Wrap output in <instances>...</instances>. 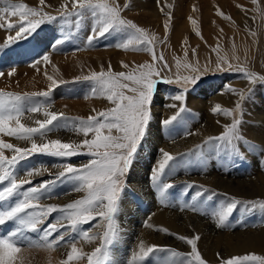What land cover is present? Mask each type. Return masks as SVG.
Here are the masks:
<instances>
[{
	"label": "snow or ice",
	"instance_id": "snow-or-ice-1",
	"mask_svg": "<svg viewBox=\"0 0 264 264\" xmlns=\"http://www.w3.org/2000/svg\"><path fill=\"white\" fill-rule=\"evenodd\" d=\"M0 3L7 5L0 8V29L8 31L18 29L15 35L6 37L0 48H6L19 41H27L42 25L59 21L62 25L60 29L62 38H57L53 42L52 47L56 48L74 35L73 25L75 32H79L90 18L91 29L86 36V46L92 47L95 41L113 33H125L126 42L119 43L117 47L125 50L132 48L151 56V62L145 61L131 68L121 61L124 69H130L127 71H114L109 63L107 70L101 67L98 72L91 71L89 75L76 77V81H90L93 85V94L100 93L113 105L101 111L93 109L94 114L86 118L71 117L65 112L52 110L53 104L49 100L51 93L68 81L57 80L47 72L45 75L50 81L47 90L25 93L0 90V133L28 144L21 147L0 139V183L7 182V186L0 188V226L9 222L14 223L12 230L0 236V264H17V254H21L24 248L30 247H44L49 250L67 247L69 250L61 264H73L85 258L87 264H108L110 248L120 234L117 214L125 186L124 178L148 132L152 119L151 106L158 86L160 84L181 86L179 94L171 97L173 101L179 102V105L175 102L168 105L176 111L161 122L165 128H168L188 111L185 106L188 85H195L208 69L199 67L198 61L193 64L187 60L183 63L176 60L178 69L190 70L192 74H176L174 78L163 76V72L171 71V66L167 63L163 52L157 50L156 38L150 36L145 28L122 16V11L130 7L129 3L121 7L117 0H64L55 15L44 10L45 0H39L41 7H32L23 2L14 3L13 0H0ZM157 3L159 4V0ZM252 3L257 4V0H252ZM168 7L172 6L168 5ZM161 11H164L163 7ZM217 14L230 19L219 8ZM166 15L168 20L165 21L164 28L167 33L172 17L171 13ZM9 17L19 19L13 22L8 19ZM189 20L195 28L196 20L192 17H189ZM196 35L201 36V33L196 31ZM192 51L195 52L194 49ZM41 63L45 66L51 63L49 54L40 56L33 62V66L37 67ZM214 71L236 72L250 87L245 91L230 85L225 86L227 91L237 95L238 99L233 109L222 108L219 103L212 107L213 114H222L231 118L230 123L223 125V131L219 134L206 137L202 143L184 152L173 154L165 149H159L161 158L150 174V182L158 192L161 204L167 202L169 190L176 187L173 182L164 181L166 174H172L177 168H188L191 165H196L204 172L207 170L209 155H215L222 161L235 162L236 159H245L242 147L249 151L258 148L242 134L241 125L244 123L243 104L251 95L253 90L251 86L264 85V75L249 70L246 64L229 63L226 56L220 55L217 56ZM14 73L15 69H12L8 72V76ZM3 75L4 73L0 71V76ZM35 98H41L42 102L26 109L24 102ZM25 111L42 112L44 118L36 119L35 126H30L22 122ZM61 129L72 131L83 139L79 141L47 139L51 132ZM193 134L195 133L186 132L185 136ZM37 137L40 138V142L37 141ZM5 150H9L12 155H6ZM36 154L62 159L86 155L90 159L78 166L72 163L61 164L59 165L61 170L50 173L54 179H46L38 185H33L32 178L43 176L48 169H28L26 179H18L15 170L20 162ZM64 182L72 185L70 192L83 193V195L64 205L40 203L42 199L50 198L52 189L58 183ZM25 185L31 186L25 188ZM193 189L195 191L191 195L190 202L182 205L181 210L190 208L193 212L200 213L206 204L219 195L218 191L195 182L184 183L181 191L183 195H187ZM13 198H16L15 203H9ZM6 203L7 207H4ZM241 205H243V214L264 213V198L242 200L228 196L226 200L220 201L216 210L211 213L216 222L215 226L220 229L227 228L231 216ZM53 213L58 215L53 222L46 223ZM93 221L98 222L95 232L82 229L83 225L91 224ZM145 226L154 228V225L147 222ZM157 230L184 242L190 246V251L183 253L170 246L146 244L141 239L137 250L131 253V258L126 264H145L150 258H153V264H208L198 248V241L201 239L198 233L185 236L170 232L166 227ZM29 233L36 234V237L31 238ZM66 237L73 239L69 240ZM81 241L87 244L98 242V246L91 252H84L82 247L77 246ZM158 253H166L167 256L163 259L157 258ZM216 255L220 264H264V255L255 253L229 258H222L219 253Z\"/></svg>",
	"mask_w": 264,
	"mask_h": 264
},
{
	"label": "rangeland",
	"instance_id": "rangeland-1",
	"mask_svg": "<svg viewBox=\"0 0 264 264\" xmlns=\"http://www.w3.org/2000/svg\"><path fill=\"white\" fill-rule=\"evenodd\" d=\"M13 2H23L32 7H41L39 5V0H35V2L31 0H13ZM117 2L121 5V7L125 3H129L130 7L122 11V16L133 21L137 26L145 28L149 32L150 36H154L156 38L157 50L163 52L167 63L171 66V71L163 72V76L167 78H174L176 74H192L190 70L183 68L178 69L176 67V60H180L181 63L187 60L193 64H196L198 61L199 67L202 63H208L211 68H208V71L205 72V74L199 81H197L195 85H188L189 90L185 94V106L188 111L183 113L182 117L168 128H165L161 122L163 119L168 118L176 111L175 109L168 107V105L175 102L171 99V97L179 94L181 86L177 84H160L158 86L157 93L154 95L151 106L152 119L150 121L148 132L141 145L138 147V151L133 158V163L130 166V170L127 172L124 178L125 186L123 192L121 193L119 212L117 214L119 227L121 225L124 226L121 228H126V226H129L127 225L129 222H126V220L130 221V223L132 222V226H136L135 222L137 221L135 220L137 218L139 219V216L145 213L144 207H147V204L146 199L144 198L147 196H149L150 200H152V204L154 202L155 205L163 206V209L170 210V208H174L181 212L197 215L198 217H201L202 220L208 221L213 227H216V222L211 215V213L216 210L219 205L217 202H215L216 198H214L212 202L206 204L200 213L193 212L190 208L181 210L182 205L190 202L191 195H193L195 191V189H193L187 195H183L181 191L182 186L186 182H192V178H197L203 174L199 167L196 165H191L188 168H177L176 171L171 175L166 174L164 176L163 179L165 182H173L176 185L175 188L169 190L168 200L165 204H161L158 192L152 187L150 182V174L153 168L156 166L158 160L161 158L159 149H165L164 144H158L160 142L159 140L165 141L166 144H169L171 140H196L195 136L201 132L202 135L198 139L200 141L190 146L188 148L190 149L194 148L195 145L202 143L206 137L217 135L211 134L205 136L206 133L202 129L209 128L211 124L208 123L210 122L212 124H216L219 114H213L211 112L212 107H209H214L215 105L212 104L213 101L208 102L206 100L207 94L203 98L197 95L201 92L204 94L203 91L205 90H212L219 87L221 88L220 90L222 94L227 95V89H223L224 84H226V82H234L233 85L236 87L235 83L238 80L243 79L241 78L240 74L236 72H215V68L212 69V66H216V60L212 57L213 55H211V53L214 52V49H221L223 51L224 49H228L231 45L230 39L233 36V32L237 35L240 33V31H242V33L238 34L237 36L238 47L244 51H247L248 53L246 55L244 64L247 65L249 70L264 75V73H261L264 71V0H257V4H253L252 0H159V4L157 3V0H117ZM62 3H64V0H45L46 7H44V10L55 15ZM168 5H171L172 7H168ZM4 7H7V5L0 3V8ZM162 7L164 9L163 12L161 11ZM207 7L211 8V13L219 8L226 16L230 17V19H225L224 17L218 15L216 10L214 11L215 16H209L210 20L208 19V23L204 25L200 20L204 19L202 14ZM257 8H259L260 11H254V9ZM167 13H171L172 19L170 21L169 30L166 33L164 23L168 20V16L166 15ZM189 17H192V19L196 20L197 23L195 28L191 20H189ZM8 19L16 22L19 18L9 17ZM61 27L62 25L59 21L46 23L42 25L41 28L38 29L37 32L33 34V36L27 41H19L16 44L10 45L6 48H0V71L5 73L7 68L12 70L13 67L21 69L24 67L33 66V62L45 53L49 54V56L52 54L60 56L61 52L59 53L58 49H66L64 52H69L70 50L72 55L75 57H77V55L84 57L85 53L89 52L91 58H95L96 55H103V52H108L109 54L116 52L118 56H123L121 61L127 63L130 68L136 64L144 63L145 61L151 62V56L148 53L135 51L132 48L125 50L123 48L117 47L119 43L126 42L127 34L125 33H113L110 36H106L95 41L94 46L92 47L86 46V36L89 34L91 29L90 18L86 20L84 28L79 32H75L73 25L72 31L74 32V35L70 37L65 43L53 48V42L57 38H62L60 32ZM16 30L18 29H14L12 31L0 29V46L4 44L8 35H15ZM67 30L68 29H65V31ZM3 31L5 35L2 33ZM196 31H199L201 36H197ZM253 33H255V35H253ZM160 41H163V43H160ZM193 49L195 52L192 51ZM209 49L211 52H208ZM186 51L187 56L185 57ZM250 51L253 52L251 53ZM208 56L210 58H208ZM121 61L119 62L121 63ZM210 62L211 64H209ZM251 62H257V66L251 67ZM41 64L39 66H41ZM42 69V71L35 69V73L38 71V76L39 73H41V76H44L45 72H47L48 75H51L52 71L50 66L48 68L45 67ZM127 70L130 69H124L121 66L119 71ZM88 72V66H82L81 71L76 77H78V75H89ZM5 77V74L0 76V90L16 92L8 85V83L3 81V78ZM76 77L70 78L71 80L69 78L63 79L68 81V83L57 87L56 89H59L58 93H51L49 100L55 107V111L65 112L71 117L86 118L88 115L94 114L92 112L93 109L96 111H101L113 106L100 93L97 98L94 97L96 94H93L92 92L93 85L90 81H76ZM243 80L244 82L246 81L245 79ZM246 83L247 81L245 82V88H247L249 85L248 83V85H246ZM254 86H251L252 89ZM256 86L257 90L255 91L253 89L254 92L249 97L250 103L246 102L248 106H246L245 112L249 114L251 113L252 109L256 110L258 113H261L262 116L264 113V85L256 84ZM248 87H250V85ZM42 90H47V88L35 89L34 91L25 92H39ZM72 92L74 93L72 94ZM79 93L81 95L83 94L81 97L89 99V105L87 107H77L74 112H70L64 104L55 106L57 102L59 103L66 100L84 99L80 97ZM194 99H205V101H202L199 105H197V102H195ZM38 102H42V99L35 98L32 101H25L24 107L27 109L34 106ZM175 103L179 105V102ZM157 105L160 107V109L157 110V117L153 119L155 109L154 107ZM82 110H86L87 114H85V112ZM40 114L43 116L42 112L29 113L25 111V117L22 119V122L33 126L31 124V119L34 116L36 117ZM234 115H236V113H234ZM29 117H31V119H29ZM230 119L231 118L229 117V123ZM260 119L261 117L259 116L250 118L247 115V117H243L244 123L241 125V131L249 141L253 139L249 137V135L246 133V130H256L259 128V125L262 124ZM260 129L261 128H259V130ZM186 132H192L195 134L185 136ZM50 136L62 137L68 140L83 139L82 136L76 135L72 131L63 129L54 130L48 135L47 139H49ZM0 139H4L6 142L13 144H16V142L21 143V140L8 137L5 134H3ZM152 140H156V144H154ZM37 141H40L39 137H37ZM257 146L258 148L255 151H249L247 148L242 147L241 150L245 155V159L243 160L236 159L235 162L227 160V162L230 163L231 173L235 174L233 176L245 179L258 172L264 173V148L259 145ZM188 149L180 150L179 152H184ZM5 154L9 156L12 155L9 150H5ZM88 159H90V157L86 155H77L70 159H62L54 158L48 155L36 154L27 160L20 162L15 171L18 179H26L28 178L26 176V171L28 169H48V172H46L43 176L32 178V184L38 185L43 180L54 179V176L50 175V173H55L61 170L59 165L72 163L73 165L78 166L86 163ZM210 159L212 162L214 161L212 165L214 164L215 166H218V164H220L219 157L210 155L208 156V161ZM4 186H7V182L0 183V188ZM29 186L31 185H25V188ZM71 187L72 185L68 182L58 183L52 189L50 198L42 199L40 203L64 205L83 195V193L70 192ZM15 199L16 198H13L11 201L15 203ZM201 199H203V197ZM242 208V205L238 206L237 210L230 218L229 226L227 228H223L224 232H242L254 229L257 230L260 226H264V213L256 212L254 214H243ZM57 215V213H53L52 216L48 218L46 223L53 222ZM96 225H98V222L93 221L91 224L83 225L82 229H88L91 231V228H94ZM232 225L235 226L233 227ZM13 227V222H9L4 226H0V236L6 235L10 230L13 229ZM138 227V230L140 227L143 228L142 225H138ZM29 236L31 238H35L36 234L29 233ZM66 239L70 240L73 239V237H66ZM96 246H98V243ZM27 249L36 250L38 248L30 247L24 248L23 250ZM124 251L122 254L125 257L122 263L126 264V261L130 259V257L126 254L127 251ZM166 256L167 254L164 253L156 254V257L161 259L165 258ZM62 260L63 258H59L58 264H61L60 262ZM55 261L56 260H50L47 264H57L54 263ZM81 262L82 263L79 264H87V259L85 258ZM30 263L35 264L34 261H31ZM145 264H153V258L148 259Z\"/></svg>",
	"mask_w": 264,
	"mask_h": 264
},
{
	"label": "bare ground",
	"instance_id": "bare-ground-1",
	"mask_svg": "<svg viewBox=\"0 0 264 264\" xmlns=\"http://www.w3.org/2000/svg\"><path fill=\"white\" fill-rule=\"evenodd\" d=\"M16 1H20V0H16ZM31 1L35 2V0H31ZM214 11L213 13H211L212 12L211 8L207 7L202 14L204 19L200 21L204 25L208 23V21L210 20L209 16H215ZM2 33L4 34V31ZM241 33L242 31H240V33L238 34ZM237 35L233 32V36L230 39L231 41L230 47L228 49H224L225 52L221 49H217L218 51L212 52L213 54L211 53V55H213L212 57L215 60H217L218 55L226 56L228 58L229 63L231 62V63L244 64V61L246 60V55L248 53L247 51H244L238 47ZM64 50L66 49H60V50L58 49L59 53L61 52L60 56L55 54L50 55L51 63H49L46 66L44 64H41V66H37V67L28 66L21 69H18L17 67H13V69H15V73L12 76H8V72L11 70L7 68L6 72L4 73L6 77L3 78V81L8 83V85L11 88H13L14 91L21 93L25 91H34L35 89H43V88L45 89L50 84V81L47 79L46 75L44 74V76H41V73H39L38 76V71H36L37 73H35V69H39L40 71H42L43 70L42 68L45 67L48 68L50 66L52 71L51 75L57 80H61V79L63 80L67 78L70 79L72 77H76L77 74H79V72L81 71L82 66H88L89 69L88 74H90L91 71H97V72L100 71L101 67L107 70L109 63L111 64L112 69L115 71H119L120 67L122 66L119 61H121V58L123 56H118L116 52H113L111 54H109L108 52H103V55H96L95 58H91L89 52L85 53L84 57L79 55L75 57L72 55L70 50L69 52H64ZM209 51L210 49L208 50V52ZM209 56L208 58H210ZM234 57H238L239 59L237 60ZM209 64H211V62ZM214 66H212V69L215 68ZM250 66L256 67L257 62H251ZM200 67L202 69L205 67L207 69L210 68L208 63L207 64L202 63ZM261 73H264V71ZM245 82L243 79L238 80L235 83L236 87L233 85L234 82H230V83L226 82V84H224V87L223 86L222 87L223 89H227L225 86L230 85L238 90L246 91L247 88H249L248 87L249 85L246 83V85L248 86L247 88H245ZM220 89L221 88L219 87L212 90H205L203 91L204 94L201 92L198 93L197 96L203 98L207 94L206 100L208 102L213 101L212 102L213 105L219 103L222 106V108H228V109L234 108L235 102L238 99L237 95L229 92L227 95H223ZM253 89L256 91L257 86L255 85ZM254 90H252L251 94L254 92ZM58 91L59 89H55L53 90L52 93L55 94L58 93ZM73 93L74 92H72V94ZM81 96H83V94L82 95L80 94V97ZM98 96L99 93L97 92L96 96L94 95V97L97 98ZM194 101L197 102V105H199L202 101H205V99H194ZM246 102L250 103L249 98L243 104V111H244L243 117H247V115L250 118L259 116L261 117L260 120L262 123L259 125V128H261L260 130L259 128H257L256 130L248 129L246 130V133L249 135L250 138L253 139L250 140L251 142H254L255 144L262 146L264 148V116H263L264 113L261 116V113H258L256 110L251 109V113L247 114V112H245L246 106H248ZM60 104L66 105L68 111L74 112L77 109V107H87L89 105V99L84 98L82 100L79 99L66 100L64 102H59V103L57 102L55 106ZM209 107H213V106H209ZM154 108L155 109H154L153 119L157 117L156 113L158 112L157 110L160 109V107L157 105ZM52 110H55L54 106ZM82 111L85 112V114H87L86 110H82ZM43 118L44 117L41 114L37 115L36 117L34 116L31 119V124L35 126L34 121L36 119H43ZM228 123H229V117H225L222 114H219L218 120H216V124H212L210 122L208 123L211 124L209 128H202V129L206 133L205 136L211 134H219L221 131H223V125ZM201 135L202 133L199 132L195 136L196 140H171L169 144H166L165 141L159 140L160 142L157 143L159 145L164 144L166 151L175 154L180 150L188 149L190 146L200 141L198 139L201 137ZM1 136H3L2 133H0V137ZM54 138H60L63 139V141H69L68 139L62 137H51V136L49 137V139H54ZM155 141L152 140L154 144H156ZM16 144L21 147L28 146L27 142L25 141H21V143L16 142ZM213 162L210 159L207 163V170L204 171L203 174H201L199 177L197 178L191 177V178H192V182H195L198 185H204L213 189L214 191H218L219 195L214 197L216 198L215 202H217V204H219L220 201L226 200L228 196L236 197L242 200H253L256 198H264V173L258 172L256 174H253L251 177L243 179L237 176L236 177L233 176L235 174L231 173L230 163L227 162V160L222 161L220 159V162L218 161L220 163L218 164V166H215L214 164L212 165ZM144 199H146L147 207H144L145 213L139 216V219L135 218L136 219L135 221L137 222L133 220L136 223V226H132L131 225L132 222L130 223V221L126 220V222H129L127 224L129 226H126V228H121L123 226L121 225L119 227L120 234L111 247L110 260L108 262L109 264H124L122 263L125 257L122 254L123 251L125 250L124 252L126 251L128 252L129 250V252L128 253L126 252V254L131 258V253L134 250H137L138 242L141 239H143L146 242V244L170 246L183 253L189 252L190 246H188L187 244H185L184 242L180 241L179 239H177L172 235L157 230L165 227L168 228L170 232H175L179 235L192 236L194 233H198L201 237V239L198 241V248L201 251L203 257L208 261V264H220V260L216 255L217 253H219L220 257L222 258H229L231 256L244 255L247 253H255L258 255L264 254V226H260L257 230L254 229V230H247L242 232L241 231L224 232L223 229L220 228L216 229V227L210 225L208 221L202 220V218L198 217L197 215L181 212L174 208H170V210L163 209V206L155 205L154 202L152 204L151 203L152 200H150L149 196L145 197ZM11 203L14 204V202L12 201ZM4 207H7V203L4 205ZM145 222L154 225V228L146 227ZM138 225H142L143 228L140 227V229L138 230L139 228ZM97 227L98 225H96L94 228H91V232H95ZM97 243L98 242H95L93 244H87L81 241L77 243V246L82 247L83 251L91 252L92 249L96 247ZM37 248L38 249L36 250L35 249L23 250L21 254H17V264H31L30 263L31 261H34L35 264H47L48 261L50 260L51 261L56 260L54 263L58 264L59 258L65 259L66 252L69 250L67 247H59L57 248V250H47L44 247H37ZM81 261L73 262V264L82 263Z\"/></svg>",
	"mask_w": 264,
	"mask_h": 264
}]
</instances>
